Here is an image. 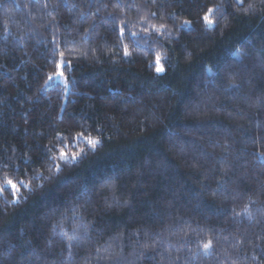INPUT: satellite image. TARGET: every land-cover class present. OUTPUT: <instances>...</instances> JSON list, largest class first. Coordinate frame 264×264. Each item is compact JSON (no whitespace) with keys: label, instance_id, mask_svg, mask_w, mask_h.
Listing matches in <instances>:
<instances>
[{"label":"trees","instance_id":"trees-1","mask_svg":"<svg viewBox=\"0 0 264 264\" xmlns=\"http://www.w3.org/2000/svg\"><path fill=\"white\" fill-rule=\"evenodd\" d=\"M0 264H264V0H0Z\"/></svg>","mask_w":264,"mask_h":264},{"label":"snow or ice","instance_id":"snow-or-ice-1","mask_svg":"<svg viewBox=\"0 0 264 264\" xmlns=\"http://www.w3.org/2000/svg\"><path fill=\"white\" fill-rule=\"evenodd\" d=\"M209 11H211V9ZM205 19L207 20V17H205ZM157 71L160 72V71H163V69L162 68H158ZM60 75H63V73L61 72ZM89 143H93V142L89 141ZM62 155H63V153H62ZM13 187H15V185H13ZM206 247H207V245H206Z\"/></svg>","mask_w":264,"mask_h":264}]
</instances>
